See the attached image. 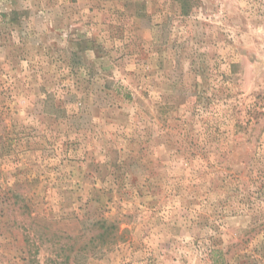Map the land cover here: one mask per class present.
Segmentation results:
<instances>
[{"label": "rangeland", "instance_id": "1", "mask_svg": "<svg viewBox=\"0 0 264 264\" xmlns=\"http://www.w3.org/2000/svg\"><path fill=\"white\" fill-rule=\"evenodd\" d=\"M0 264H264V0H0Z\"/></svg>", "mask_w": 264, "mask_h": 264}]
</instances>
